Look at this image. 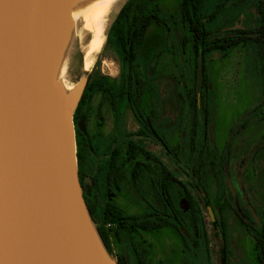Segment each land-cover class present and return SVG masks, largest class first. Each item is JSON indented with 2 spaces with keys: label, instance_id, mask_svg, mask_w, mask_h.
Listing matches in <instances>:
<instances>
[{
  "label": "rangeland",
  "instance_id": "374dc122",
  "mask_svg": "<svg viewBox=\"0 0 264 264\" xmlns=\"http://www.w3.org/2000/svg\"><path fill=\"white\" fill-rule=\"evenodd\" d=\"M122 1L117 4L113 22ZM156 1L168 25H150L134 64L133 80L141 90V106L156 118L158 127L166 134L173 150L179 153L186 169L205 143L200 131L195 137L194 148L191 146L192 119L188 97L196 86L193 45L190 32L181 19V0ZM221 1L224 0H206L204 14L208 16ZM256 18L257 10L253 2L229 0L214 19L207 17L204 22L211 32L210 38H219L230 30L242 32L238 29L253 25ZM110 28L88 71L84 70L79 38L73 32L66 51L70 82L77 84L87 78V88L107 76V84L114 96L94 91L83 108L87 114L81 121L89 132L83 167L89 176L95 174L97 154L101 148L116 139L117 134L126 135L140 128L129 102L118 95L128 65L124 63L123 53L117 44L109 39ZM183 37L189 38L184 45L181 44ZM154 53L158 56L154 57ZM259 70L260 63L255 60L253 50L243 43L224 54L213 55L209 61L212 92L208 106L212 116L210 138L213 147L206 149V153L215 152L209 157L202 155V161L197 165L201 168L203 222L206 230L213 231V236L208 239L202 233L198 236L191 217L183 214L180 230L165 227L146 231L131 226L129 233L115 236L118 228L114 226L110 228L113 235L110 256L117 264H222V239L218 226L211 222L207 212L210 204L225 206L223 217L230 237V263L259 264L254 230L261 224L264 198V120L260 117L264 112V95ZM158 88L167 91L161 96L170 97L172 104L169 100L165 103L160 100ZM244 122L245 126L241 125ZM152 166L153 171L143 172L138 184L141 192L151 200L154 199V190L150 180L158 174L157 164L152 163ZM125 174L120 178L119 187L116 183L109 187L107 196L102 195V188L92 190L93 197L88 198L87 203L95 207L92 219L96 227L101 224L100 217L106 201L115 203L125 214L135 216L137 220H155L147 213L149 207L133 194L129 172ZM179 175L187 181L183 170L179 171ZM179 193L178 202L180 197L185 200L183 192ZM182 206L185 213V201ZM245 221L252 227H248Z\"/></svg>",
  "mask_w": 264,
  "mask_h": 264
},
{
  "label": "water",
  "instance_id": "95a60500",
  "mask_svg": "<svg viewBox=\"0 0 264 264\" xmlns=\"http://www.w3.org/2000/svg\"><path fill=\"white\" fill-rule=\"evenodd\" d=\"M75 2L0 0V264H117L79 175L87 78L69 91L56 79Z\"/></svg>",
  "mask_w": 264,
  "mask_h": 264
},
{
  "label": "flooded vegetation",
  "instance_id": "af4514ba",
  "mask_svg": "<svg viewBox=\"0 0 264 264\" xmlns=\"http://www.w3.org/2000/svg\"><path fill=\"white\" fill-rule=\"evenodd\" d=\"M221 9L219 10V12L221 11ZM215 17L210 18V19H214ZM230 34H234L236 36H242L243 33H240L234 30L233 33H227L226 35L222 37L228 36ZM210 35L211 34H209V39L211 40L215 39V38H210ZM190 36H191L192 45H193L194 42H193L191 33H190ZM188 39H189L188 37L186 38L183 37V39L181 40L182 41L181 44L182 45L186 44ZM243 44H246V43L244 42ZM140 51H139V54H140ZM193 51H194V46H193ZM215 54H224V53L213 52L209 55L208 62H207L208 63L207 71L209 75V84H208V87H206L202 83L200 76L197 73L196 58H195V51H194L196 86L192 94L194 93L197 94V97H196L197 119L194 120V114H193L194 107L192 105L193 98L191 97L192 95L191 94L190 97H188L189 106H190L189 107L190 116L192 119V125H191V140H192L191 144L192 145L191 146L192 148H194L196 144V139H197V138L195 139V137L199 135L200 131L203 132L205 143L203 144V149H201V151L197 153L196 159L193 161L192 164H188L186 169L183 167L180 161L179 153L173 150V148L167 141L166 134L163 133L162 129L158 127L156 118L153 117L152 113L151 114L147 113L145 108L141 106V103H140L141 98H142V96H140L141 90H138V88L135 86L134 71H133V75L131 76V79H128V77L126 78L127 74L123 76L121 91L119 92L118 95L125 97V99L129 102L132 108L133 114L135 115L138 123L140 124V128L136 132H131L126 135L120 134V133L117 134L116 139H113L111 142L107 143L103 149L102 148L100 149V152H98L97 154L98 158L95 163V174L93 176H89L85 172V169L83 167V164L85 162V155H84L81 171L84 175V181L90 185L89 187L85 189V191L82 187L86 203L88 201V198L93 197L92 190L94 188L96 187L102 188V192H103L102 195L107 196L109 187L113 186L114 183H116L117 186L119 187L120 178L126 175L125 174L126 172H129V178L131 180V188H132L133 194L135 195V197H137L138 200L143 201L144 204H146V206L149 207V210L147 211V213L155 217L154 218L155 220L149 221V220H137L135 216L128 215L133 218V220L130 221L131 222L130 226H136L135 222L136 223L146 222V223H149L148 224L149 227H152L146 231L160 230L165 227H174L175 229L180 230L181 225L183 223L182 221V214H183V216L188 215L191 217L193 226L196 229L198 236H200L201 233L205 239L211 238L213 236L212 234L213 231L212 230L210 231L208 229L206 230V226L204 225V222H203L204 217H203V211L201 208V201H202L201 194L203 193L202 188H201V181H200L201 180V175H200L201 168L199 164L197 165V162L202 161V158H203L202 155L209 157L210 155H214V152H215L214 151L213 153L211 152L206 153V149L208 148L211 149L213 147L212 145L213 143L210 138L211 137L210 132L212 131L211 125H210L212 121V116L210 112V107L208 106V101H209V98L212 92V83H211L210 74H209V61L212 58V56ZM155 55L158 56V54L154 53V57ZM138 58H139V55H138ZM254 58L258 63H260V59H258L257 56L255 57V54H254ZM151 66H153V64ZM260 68H261V65H260ZM260 75H261V71H260ZM107 79H108L107 76H103L101 80L97 81V84L99 83L101 87H99L96 91H102L106 93L107 95H109L110 97H114L112 96L113 92H112L111 86L107 84ZM157 79L155 82L156 85H158ZM156 90L159 94L160 100H162L163 103H165L167 100H169L170 103L172 102L170 97L162 98L161 96V93H166L167 91H165L164 89L163 90L159 89V88ZM262 93H263V89H262ZM85 104L81 108L80 115H79V123H80L79 126L82 132V144H83L84 152L88 145L87 135L89 134L87 128L85 129V126L83 129L82 127L83 122L81 123V120H83V117H85L87 114L83 112V108ZM174 110L176 111V109ZM260 117L264 120V112L262 116ZM246 123L244 122L241 125L245 126ZM203 125L205 126L203 127ZM133 142L143 143L141 144V147L143 149L139 150V153L137 156L134 155V148H133L134 143ZM152 146L153 148L155 147V150H152L153 149ZM222 160H223V157H222ZM218 162L222 163V161H218ZM152 163L157 164L158 174L156 177H152L150 180L151 186L154 190V194H153L154 199L151 200L144 193L141 192L140 188L138 187V184H139V179L141 178V175L143 174V172L153 171ZM166 167H169L175 173V176L177 177V181L174 184L175 186L174 187L175 189L174 197H175V206H176L175 212L171 208H167L166 203H165V199H166L165 190H164L165 182L163 179H164V173H165ZM182 170L183 172H185L187 176V181L182 180L181 175H179V171H182ZM182 183L188 184V188L193 194L194 202L192 203H194V207L192 206V203L189 202V198L187 197V193ZM81 185H82V182H81ZM180 191L183 192L185 200H183V198L180 197L179 199L180 201L178 202L177 198H178V195L180 194L179 193ZM183 201H185L187 205V208H186L187 210L185 213L183 212V208H182ZM109 204L116 205L113 202L106 201L103 205L102 213H103V210ZM87 206L91 207L95 211V207L93 205H89L87 203ZM224 209H225V206L218 205V204L216 205L210 204L207 208V212L210 216L211 222L213 224H216L220 231V236L222 239V257H223L222 264H231L230 258H229V255L231 254L230 237L228 234L227 222L225 218L223 217ZM262 209H263L262 210L263 212L261 214V224L258 228L254 229L256 232V235H257V230H259L262 227L263 220H264V198H263ZM167 219H170V222H174L175 226L173 224H169V225L158 227ZM246 224L248 225V227H252L251 226L252 224H250L249 222H246ZM112 225H113L112 228L114 226L115 227L118 226L114 223Z\"/></svg>",
  "mask_w": 264,
  "mask_h": 264
},
{
  "label": "trees",
  "instance_id": "16d2710c",
  "mask_svg": "<svg viewBox=\"0 0 264 264\" xmlns=\"http://www.w3.org/2000/svg\"><path fill=\"white\" fill-rule=\"evenodd\" d=\"M205 1L206 0L180 1L181 19L193 38L197 73L200 76L202 83L206 87H208L209 75L207 71V62L208 57L211 53H226L233 47L245 42L249 46V48L253 50L255 57L257 56V58L260 59V71L263 78L264 95V0H247L253 2V4L256 6L257 18L253 25L251 24L246 28L244 27L238 29L242 31L240 32L243 33L242 36L230 34L228 36L215 38L212 40L209 39L210 32L209 30H207L204 20L207 17H215L216 14L219 13V10L224 5L229 3V0L221 1L216 6V9L208 16H206L203 12V5ZM152 23L164 25L166 27L168 25L166 19L160 12V8L156 0H124L120 4L119 12L110 28L109 39L111 41H114L123 53L124 63L129 67L126 76V78L128 77V79H131V76L133 75L134 64L138 60L139 51L142 48V45L145 41V36ZM229 33H233V31L230 30ZM97 81H94L87 88H85L83 96L79 102L78 107L76 108L74 115L79 175L84 191L90 185L84 181V175L81 171L84 158V148L82 144V132L79 126V115L83 105L87 103L89 97L92 96V92L101 87L99 83L97 84ZM191 97L193 98L192 105L194 107V120H196L197 94L194 93L191 95ZM141 144L143 143H134V155L137 156L139 150L143 149L141 147ZM163 180L165 182L164 190L166 196V207L171 208L175 212L176 206L174 197V184L177 181V177L169 167H166L165 169ZM182 185L185 188L187 197L189 198V202H194L193 194L189 190L188 184L182 183ZM192 206L194 207V203H192ZM88 208L92 216L94 210L91 207ZM100 219L101 224L97 227L98 232L107 250L112 253V230H110V228H107L106 225L108 223H114L118 225V230L116 231L115 236L119 234H127L129 233V229H131L130 221L133 220V218L124 214L120 207L114 204H109L103 210V215L100 217ZM135 224L136 226L144 230H149L150 228H152L149 227V223L146 222H135ZM169 224H173L175 226L174 222H170V219H167L158 227ZM256 237V250L258 253L259 263L264 264V220L262 227L257 230ZM119 264H123V262H120Z\"/></svg>",
  "mask_w": 264,
  "mask_h": 264
},
{
  "label": "bare ground",
  "instance_id": "6f19581e",
  "mask_svg": "<svg viewBox=\"0 0 264 264\" xmlns=\"http://www.w3.org/2000/svg\"><path fill=\"white\" fill-rule=\"evenodd\" d=\"M119 1L76 0L74 4L72 13L74 20L73 33L79 38L80 49L84 55L85 71L90 69L94 55L103 47ZM67 67L65 54L58 67L56 79L63 84L65 90L69 91L73 89L75 84L70 82V77L68 78Z\"/></svg>",
  "mask_w": 264,
  "mask_h": 264
},
{
  "label": "built area",
  "instance_id": "2783aa9c",
  "mask_svg": "<svg viewBox=\"0 0 264 264\" xmlns=\"http://www.w3.org/2000/svg\"><path fill=\"white\" fill-rule=\"evenodd\" d=\"M106 226L107 228H112L113 225L111 223H108Z\"/></svg>",
  "mask_w": 264,
  "mask_h": 264
}]
</instances>
